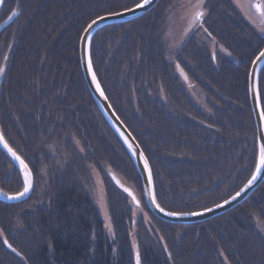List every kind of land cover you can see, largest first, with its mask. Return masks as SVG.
Listing matches in <instances>:
<instances>
[{"label":"trees","instance_id":"trees-1","mask_svg":"<svg viewBox=\"0 0 264 264\" xmlns=\"http://www.w3.org/2000/svg\"><path fill=\"white\" fill-rule=\"evenodd\" d=\"M140 1H7L17 14L0 31V126L33 170L35 187L22 203L0 200V264H135V245L141 264H264L255 221L264 222V182L220 216L166 222L147 206L136 165L93 100L80 67V36L94 18ZM171 1L96 31L91 58L114 110L148 157L158 203L188 213L230 198L255 171L248 78L264 34L232 0H206L184 56L178 49L169 57ZM203 32L214 49L198 41ZM177 64L200 87L207 111ZM258 83L264 109V68ZM92 168L105 180L113 239L92 198ZM111 172L134 189L139 206ZM21 187L19 170L0 149V191Z\"/></svg>","mask_w":264,"mask_h":264},{"label":"water","instance_id":"water-1","mask_svg":"<svg viewBox=\"0 0 264 264\" xmlns=\"http://www.w3.org/2000/svg\"><path fill=\"white\" fill-rule=\"evenodd\" d=\"M5 1L6 0H4L3 4H0V12L3 9L2 7ZM142 2L143 0L140 1L138 4H141ZM158 3H159V0H151V2L148 5L142 8H137L136 7L137 4H136L135 6L131 8H127V9H131V11L125 9V10L117 11L114 13H107V14H104L103 16L93 19V21H95L94 24H93V21L88 23L86 25L87 27L84 29L83 33L80 36L81 37L80 43H79L80 67L83 72L84 80H86L88 89L92 94L93 100L96 102L100 112L103 114V117L105 118L106 122H108L109 125L111 126L113 132L116 133L119 140L124 144L128 154L130 155L131 159L134 162V165H136L137 167L139 175H141V181H142V186H143V197H145L146 204L150 208L152 213L158 218H161L162 220L166 222L168 221L174 224L199 223L201 221H207V220H210V218L220 216L222 213L230 211L232 208L238 205H241L244 200L248 199L252 195V193H254V191H256L263 184L264 169L261 170V174L257 177V179L253 182V184L250 185L243 192H241V195L239 197H237L235 200L232 199V197L235 196L237 192H240L241 189L244 188L245 185L241 187V189L237 191L234 195H232L230 198L225 199L221 201L219 204H217V205H220V207H217V205H214V206H211L210 208H207V209H211V211H205V209H202L199 211L188 212V213H200L199 215H182V216H169L167 215V213L173 212V211H170L165 208H164L165 209L164 212H160L159 209L156 207V205L159 204L156 196H155V200H153L152 195L150 194V191L152 190H154V193H155L154 175L152 173V180L149 181L147 179V174H148L147 169H145L143 166L144 157H147L146 153H144L143 148L141 147L140 143H138V141L136 140L134 134L129 130L125 122L122 121L120 116H118L117 112L114 110L111 102L109 101L106 95L105 90H103L104 95H101L100 89H98L96 86L97 81H98L100 84V87L103 89L100 79H98L96 70L93 68V63H92V58H91L90 45L93 40L94 33L104 28L105 26L115 25L117 23H126V21L135 20L136 18L147 14V12L152 10L154 7H156ZM14 19H15V16L12 15L11 19L9 18L8 20H6L5 23L0 25V31L4 30V28H6L7 25H9ZM89 25H91L90 28H89ZM261 51H264V47L260 50V52ZM260 52L257 54V56L252 61L253 63L250 67V70H249L250 74L248 78V84H249L248 95H249L250 105L252 107L255 127L257 129V138H258L257 163L259 162L260 145L261 143H264V117H262L261 115V110L263 108L261 105L260 94H259V99H257V96L254 94V91H253L254 88L258 89L259 91L258 81L261 75V71L264 68V57H260V59L257 60V57L260 56ZM89 57L91 58V68L88 66ZM93 73H95L96 80H93ZM254 76H255V83L253 82ZM2 82H3V76L0 78V90H1ZM105 97H107V99H105ZM0 130H2L1 126H0ZM5 140L8 142L6 138ZM129 145H131V147H129ZM8 146L12 148L17 153V155H19L22 158V156L17 152V150L11 147L9 142H8ZM0 149L4 151L6 156L12 161V163H14L15 167L20 172V176L22 180V188L14 193L5 192V193H8L9 195H15L16 193L23 191V187H24L23 170L20 168L19 163L13 159L11 154L7 152V150L3 147L2 144H0ZM22 159L24 160L26 164H28L24 158ZM149 166L152 170V166L150 163H149ZM31 173H32V180H33V188L29 191L28 194H26L23 198L17 199V200H7L3 196H0V200L6 203L14 204V203H21L25 201L26 199H28L33 194L34 192L33 189L35 185L34 173L32 169H31ZM110 177H112L115 185L119 187L121 190H123L124 188L131 189L132 193L136 197V200H133L132 196L128 195L127 193L126 194L132 199L133 203L136 206L140 205L139 197H137L135 191L132 188L126 186L115 173L111 172ZM120 185H123V188H121ZM136 201H139V203H137ZM225 201H228V203L225 204L224 203ZM8 245L9 243L7 242L6 246ZM8 248L12 250L14 253L16 254L18 253L17 251H15V249L12 246L11 247L8 246Z\"/></svg>","mask_w":264,"mask_h":264},{"label":"snow or ice","instance_id":"snow-or-ice-1","mask_svg":"<svg viewBox=\"0 0 264 264\" xmlns=\"http://www.w3.org/2000/svg\"><path fill=\"white\" fill-rule=\"evenodd\" d=\"M4 0H0V4H3ZM151 2V0H143L141 4H137V8H142L146 5H148ZM196 11L192 14L190 19V24L193 26H198L203 24V19L205 16V12L203 10V0H199V3L195 5ZM249 10H251L254 14H256L262 23H264V4L256 3V4H248ZM131 11V9H127ZM16 12H13V16L16 15ZM11 19V17H9ZM95 21H93V24ZM91 25H89V28ZM225 52H227L226 49H224ZM230 55V53H228ZM260 57H264V51L260 52V56L257 57V60L260 59ZM7 59V57H5ZM213 59H215V55H213ZM88 66L91 68V58L89 57L88 60ZM178 70L180 73L184 76L185 80H188V76L186 73H184V70L177 65ZM4 72L3 68H0V74ZM93 80H96L95 73H93ZM253 82L255 83V76L253 77ZM97 88L100 89L101 95H104L103 89L100 87L99 82L97 81L96 84ZM254 94L257 96V99H259V91L258 89H253ZM107 99V97H105ZM261 115L264 117V109L261 110ZM0 144L3 145V147L7 150L8 153L11 154L13 159L19 163L20 168L23 170V181H24V187L23 191L16 193L15 195H9L8 193H5L3 191H0V196H3L7 200H17L23 198L26 194L29 193V191L33 188V180H32V173L31 169L29 168L28 164L24 162V160L17 155V153L8 146V142L5 140L2 130H0ZM131 147V145H129ZM143 166L145 169H147V179L149 181L152 180V170L149 166V162L147 157H144ZM264 169V143H261L260 149H259V162L256 164L255 172L253 173L251 179L248 180L247 184H245L244 188L241 189L240 192H237L235 196L232 197L233 200H235L237 197L241 195V192H243L245 189H247L250 185L253 184V182L257 179V177L261 174V170ZM119 183V182H117ZM121 188H123V185H120ZM125 193L132 196L133 200H136L135 195L132 193L131 189L124 188L123 189ZM150 194L152 195L153 200H155V193L154 190L150 191ZM139 203V201H136ZM225 204L228 203V201L224 202ZM156 207L159 209L160 212H164L165 209L163 207H160L159 204L156 205ZM217 207H220V205H217ZM205 211H211V209H205ZM200 213H184V212H168L167 215L169 216H182V215H199ZM255 215V214H253ZM7 243V241L5 240ZM11 247V245H8ZM136 252H135V264H141V255L139 246L135 245ZM170 255V254H169Z\"/></svg>","mask_w":264,"mask_h":264},{"label":"rangeland","instance_id":"rangeland-1","mask_svg":"<svg viewBox=\"0 0 264 264\" xmlns=\"http://www.w3.org/2000/svg\"><path fill=\"white\" fill-rule=\"evenodd\" d=\"M204 1L206 0H203V3ZM234 1H236L239 8H243L241 6L240 1L238 0H234ZM198 3H199V0H172L171 1L166 11L167 12L166 22L168 25L166 33L168 34L166 35L165 42L168 45L169 57L171 56L174 57L173 54H176L174 52H176L179 49L181 40L183 39V37L186 36V32H187L186 28L190 24V19H191L192 14L197 10L195 5ZM192 28L194 29V26ZM258 28H260L263 31V29L260 26H258ZM198 36L200 38L198 41H201V42L203 40L207 41L206 40L207 37L204 32L200 33ZM207 42L209 43V46L212 49L215 48L214 42H210V41H207ZM198 90L199 89H194V91L191 90V95L193 98L197 100V103H200L201 105H203L205 101V97ZM167 106L169 108H172L170 102H167ZM97 171H98L97 169L92 168L91 174L93 177V181L90 185L91 192H92V198L96 201L99 210L102 212V217L105 220V228L109 232V236L113 239L114 229H113V223L110 217V209L108 206L107 188H106L104 178ZM255 221H256L259 231L261 232L262 235H264V222L259 218H256Z\"/></svg>","mask_w":264,"mask_h":264},{"label":"flooded vegetation","instance_id":"flooded-vegetation-1","mask_svg":"<svg viewBox=\"0 0 264 264\" xmlns=\"http://www.w3.org/2000/svg\"><path fill=\"white\" fill-rule=\"evenodd\" d=\"M8 1V0H7ZM7 1H6V3H5V5H4V10H3V12H2V14H0V24H3V22L4 21H6V18L15 10V6H14V8H12L10 11H8V9H6L5 7H6V4H7ZM234 3H235V5L237 6V8H239L238 7V4L236 3V1H234V0H232ZM238 1H240V3H241V6L243 7V8H239L240 10H241V12L243 13V16L254 26V28L255 29H258V31L259 32H261V33H263L264 34V23H262L261 22V20H260V18L256 15V14H254L251 10H249V8H248V4L249 3H251V4H256V3H261V4H264V0H238ZM239 3V4H240ZM8 8V7H7ZM246 9V10H245ZM6 10L8 11V12H6ZM203 10H204V8H203ZM246 11V12H245ZM1 17H2V19H1ZM14 21H16V20H14ZM13 21V22H14ZM12 22V23H13ZM11 23V24H12ZM10 25V24H9ZM8 25V26H9ZM199 26L200 25H198V26H194V29L192 28L193 27V25H191V24H189L188 25V27L186 28L187 29V32H186V36L185 37H183V39L181 40V42H180V46H179V54L181 55V56H184L183 55V53L185 52V50L189 47V43L188 42H190V40H188L190 37H191V35L194 33V31L195 30H197L198 28H199ZM258 26H260L262 29H263V31L260 29V28H258ZM7 28V27H6ZM5 29V28H4ZM178 39V38H177ZM210 42H214V44H216V42L214 41V40H210ZM187 43V44H186ZM189 50V49H188ZM178 65V64H177ZM180 66V65H179ZM180 75L181 76H183L181 73H180ZM183 78H184V76H183ZM185 80V79H184ZM186 81V86H188L189 87V90L191 91H194V89H199L198 91L201 93V89H200V87L196 84V82L194 81V82H192V81H190V79H188V80H185ZM198 104V106L200 107V108H202V110L203 111H207L208 109H207V107H206V103L204 102V104L203 105H201L200 103H197Z\"/></svg>","mask_w":264,"mask_h":264}]
</instances>
